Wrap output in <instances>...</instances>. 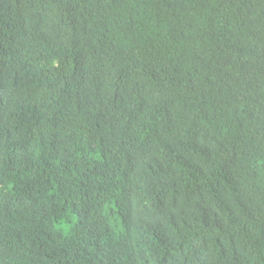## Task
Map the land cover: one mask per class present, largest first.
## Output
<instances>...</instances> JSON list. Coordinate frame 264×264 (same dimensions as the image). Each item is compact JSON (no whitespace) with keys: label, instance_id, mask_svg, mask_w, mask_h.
I'll return each mask as SVG.
<instances>
[{"label":"trees","instance_id":"trees-1","mask_svg":"<svg viewBox=\"0 0 264 264\" xmlns=\"http://www.w3.org/2000/svg\"><path fill=\"white\" fill-rule=\"evenodd\" d=\"M0 264H264V0H0Z\"/></svg>","mask_w":264,"mask_h":264}]
</instances>
